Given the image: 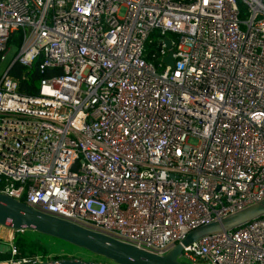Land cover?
I'll use <instances>...</instances> for the list:
<instances>
[{
  "label": "built area",
  "instance_id": "2783aa9c",
  "mask_svg": "<svg viewBox=\"0 0 264 264\" xmlns=\"http://www.w3.org/2000/svg\"><path fill=\"white\" fill-rule=\"evenodd\" d=\"M0 192L158 254L264 197V0H0ZM15 236L0 264L50 258ZM178 257L264 264V214Z\"/></svg>",
  "mask_w": 264,
  "mask_h": 264
},
{
  "label": "water",
  "instance_id": "95a60500",
  "mask_svg": "<svg viewBox=\"0 0 264 264\" xmlns=\"http://www.w3.org/2000/svg\"><path fill=\"white\" fill-rule=\"evenodd\" d=\"M164 42L168 52L158 59L172 67L174 57L170 37L166 36ZM24 75H27L26 71ZM263 214L264 197L220 219L194 227L187 232L181 242L175 243L167 252L158 254L114 236L45 213L7 193L0 192V225H7L13 229L29 228L52 235L110 260V262H104L78 257H59L31 264H186L178 259L183 244H188L204 234L233 229Z\"/></svg>",
  "mask_w": 264,
  "mask_h": 264
},
{
  "label": "trees",
  "instance_id": "16d2710c",
  "mask_svg": "<svg viewBox=\"0 0 264 264\" xmlns=\"http://www.w3.org/2000/svg\"><path fill=\"white\" fill-rule=\"evenodd\" d=\"M166 34L173 35V32L169 31ZM22 36H23L22 29L16 30L9 36V41L20 43ZM161 36L162 34L160 33L159 29L155 28L149 32L147 39L145 41V49L147 52L145 56L148 60L154 62L155 64H158L160 62L158 56H152L150 55L151 54L150 52L156 49L155 44L158 41V38ZM41 60H42L41 56L37 57L33 61L30 67H25L19 63H15L11 69V72L14 73L19 78L20 88L23 89L28 94L36 93L39 79L43 75L50 74L51 72L50 70L41 71L39 69V63ZM25 71L27 72V75H24ZM32 235L33 233H31L29 228H25L24 230L20 229L16 232L15 242L20 247L21 251H25V250L33 251V249L38 246L37 240L31 238ZM0 255L1 257H4L6 255V252L3 251L1 252ZM59 257H62V255L57 254L50 256V258H59ZM108 262H110L109 259Z\"/></svg>",
  "mask_w": 264,
  "mask_h": 264
},
{
  "label": "rangeland",
  "instance_id": "374dc122",
  "mask_svg": "<svg viewBox=\"0 0 264 264\" xmlns=\"http://www.w3.org/2000/svg\"><path fill=\"white\" fill-rule=\"evenodd\" d=\"M122 12H123V8L120 10V13ZM189 142L195 143L196 139L194 137H191ZM24 229L25 228H21V230H24ZM29 230L31 231V233H33L31 238L37 240V245H38L36 248L33 249V251H43L49 256L59 254V255H62V257H78L81 259L108 262L107 258L101 255L92 253L91 251L83 247H79L77 245H74L70 242H67L63 239H60L52 235L40 233L33 229H29ZM14 233H16V230H14ZM8 247H9V243L5 241L4 239L0 238V250L6 251L8 250ZM5 256H8V253H6ZM178 259H180L181 261L185 263L189 262L188 260L182 257H179ZM43 260H46V259L44 258ZM199 262L200 264H208L207 262L202 261V260H200Z\"/></svg>",
  "mask_w": 264,
  "mask_h": 264
},
{
  "label": "crops",
  "instance_id": "0c3cea01",
  "mask_svg": "<svg viewBox=\"0 0 264 264\" xmlns=\"http://www.w3.org/2000/svg\"><path fill=\"white\" fill-rule=\"evenodd\" d=\"M17 230V229H13L10 226L7 225H0V236L2 237H8L6 234L10 231L12 234V231ZM4 233V234H3ZM3 239V238H2Z\"/></svg>",
  "mask_w": 264,
  "mask_h": 264
},
{
  "label": "bare ground",
  "instance_id": "6f19581e",
  "mask_svg": "<svg viewBox=\"0 0 264 264\" xmlns=\"http://www.w3.org/2000/svg\"><path fill=\"white\" fill-rule=\"evenodd\" d=\"M4 234V233H3ZM8 237H11V232L9 231L7 234H6Z\"/></svg>",
  "mask_w": 264,
  "mask_h": 264
}]
</instances>
